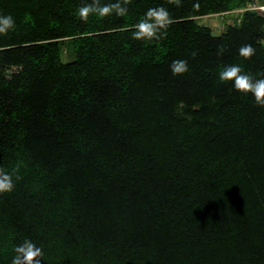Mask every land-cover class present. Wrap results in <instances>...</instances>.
Instances as JSON below:
<instances>
[{"label": "trees", "instance_id": "obj_1", "mask_svg": "<svg viewBox=\"0 0 264 264\" xmlns=\"http://www.w3.org/2000/svg\"><path fill=\"white\" fill-rule=\"evenodd\" d=\"M88 2L0 0L15 21L0 35V167L15 184L0 264L25 239L42 264H264V107L219 79L232 64L264 79V16L249 9L264 0H131L84 21ZM161 6L166 37L134 40ZM237 10L218 36L196 22Z\"/></svg>", "mask_w": 264, "mask_h": 264}, {"label": "clouds", "instance_id": "obj_2", "mask_svg": "<svg viewBox=\"0 0 264 264\" xmlns=\"http://www.w3.org/2000/svg\"><path fill=\"white\" fill-rule=\"evenodd\" d=\"M176 7L182 6V0H169ZM131 0H112L104 4L101 0H90L78 9L79 17L87 21L89 16L107 17L110 15L125 16L129 12L128 5ZM196 7V5H194ZM175 23V20L169 10L163 6L151 7L145 12L142 19L134 25L132 38L134 40H159L165 38L167 29ZM15 28V21L11 15H0V35H7ZM225 48L220 46L217 49V55H223ZM255 48L251 44L240 47L239 55L245 59H250L255 55ZM197 55L192 53L193 58ZM173 75H183L189 71L187 60H174L170 65ZM264 75V74H262ZM219 79L222 82H231L238 92L251 94L256 103L264 107V79H256L253 75L244 72L236 64L227 65L219 72ZM18 171V168H17ZM16 179H19L17 176ZM15 184L13 174L0 167V194L10 193L14 190ZM15 255L11 264H42L43 249L34 242L25 239L14 249Z\"/></svg>", "mask_w": 264, "mask_h": 264}, {"label": "rangeland", "instance_id": "obj_3", "mask_svg": "<svg viewBox=\"0 0 264 264\" xmlns=\"http://www.w3.org/2000/svg\"><path fill=\"white\" fill-rule=\"evenodd\" d=\"M257 5H264V3L262 4V3L254 2L253 4H251L250 7L252 6L258 7ZM255 11L260 12V10H255ZM241 13L242 11L237 10L226 15L205 16V17L197 18L196 22L200 26L209 27L212 30V33L215 36H218L224 32L226 26L238 24ZM74 58H75L74 54L68 56L65 53V51L61 53V61L63 63L72 62Z\"/></svg>", "mask_w": 264, "mask_h": 264}, {"label": "built area", "instance_id": "obj_4", "mask_svg": "<svg viewBox=\"0 0 264 264\" xmlns=\"http://www.w3.org/2000/svg\"><path fill=\"white\" fill-rule=\"evenodd\" d=\"M258 7L252 6L249 9L251 10H260L259 14L264 16V5H257Z\"/></svg>", "mask_w": 264, "mask_h": 264}]
</instances>
